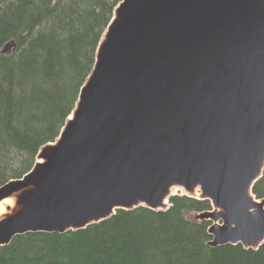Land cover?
I'll return each mask as SVG.
<instances>
[{"label":"water","instance_id":"1","mask_svg":"<svg viewBox=\"0 0 264 264\" xmlns=\"http://www.w3.org/2000/svg\"><path fill=\"white\" fill-rule=\"evenodd\" d=\"M0 220V247L118 208L166 209L172 186L209 199L211 246L264 241V0H121L71 117ZM31 186L29 189L26 187Z\"/></svg>","mask_w":264,"mask_h":264},{"label":"trees","instance_id":"2","mask_svg":"<svg viewBox=\"0 0 264 264\" xmlns=\"http://www.w3.org/2000/svg\"><path fill=\"white\" fill-rule=\"evenodd\" d=\"M120 1L0 0V186L27 173L59 135ZM251 192L264 198V170ZM169 204L16 235L0 247V264H264V241L256 249L208 244L211 222L190 215L211 210L209 199L174 194Z\"/></svg>","mask_w":264,"mask_h":264},{"label":"bare ground","instance_id":"3","mask_svg":"<svg viewBox=\"0 0 264 264\" xmlns=\"http://www.w3.org/2000/svg\"><path fill=\"white\" fill-rule=\"evenodd\" d=\"M37 161L42 162L43 158H38ZM30 187L31 186H28L25 189H29ZM23 190L24 189L18 190L12 193L11 195L4 197L0 200V220L8 215H11L14 211H16L20 207V205L16 203V199L19 193H21V191Z\"/></svg>","mask_w":264,"mask_h":264},{"label":"rangeland","instance_id":"4","mask_svg":"<svg viewBox=\"0 0 264 264\" xmlns=\"http://www.w3.org/2000/svg\"><path fill=\"white\" fill-rule=\"evenodd\" d=\"M38 158V157H37ZM170 192L171 193H185L186 191L183 189V188H181V187H179V186H177V185H174V186H172L171 187V189H170ZM189 194H192V195H197V194H200V191H199V188H196V189H194L192 192H188ZM196 217H197V215H195V214H191L190 215V218L192 219V220H195L196 219Z\"/></svg>","mask_w":264,"mask_h":264}]
</instances>
